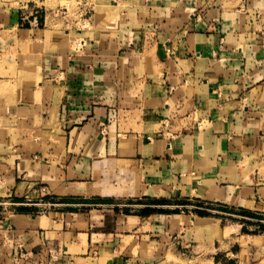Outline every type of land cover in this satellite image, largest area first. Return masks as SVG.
Masks as SVG:
<instances>
[{"label":"crops","instance_id":"1","mask_svg":"<svg viewBox=\"0 0 264 264\" xmlns=\"http://www.w3.org/2000/svg\"><path fill=\"white\" fill-rule=\"evenodd\" d=\"M111 7L85 37L24 28L0 0L17 93L0 102V264H197L227 242L214 214L264 218V0Z\"/></svg>","mask_w":264,"mask_h":264},{"label":"rangeland","instance_id":"2","mask_svg":"<svg viewBox=\"0 0 264 264\" xmlns=\"http://www.w3.org/2000/svg\"><path fill=\"white\" fill-rule=\"evenodd\" d=\"M2 1H6L7 3L11 4L12 9L18 11L20 25H22V27L24 28L30 26H33L35 28H43L45 21H48L49 24H51L50 22H52L51 25H59L58 27H61L66 32L72 34L77 32L75 28L81 27V15L83 16V18H90V28L88 29V31H79H82V33L85 32L83 34V36L85 37H88L93 31V26L91 25L93 16L94 18L100 17L104 13V10L111 9L113 11V13L111 14L114 17L120 10V8L113 9L111 7L113 4V0ZM66 4L69 5L67 15L65 17H62L59 15V9ZM35 11L38 12V14L36 15V23L33 20ZM79 39H82V37H76V39L74 38L72 40V43L70 42L72 44L71 49L73 52L80 50L75 47V44H77L76 40L79 41ZM31 70L34 71L32 67ZM20 79H22L21 76H19V80ZM15 87V85L0 82V102H4L5 98H7V100L12 101H9L10 104H15L17 100H14L12 98L17 94L14 92L16 89ZM8 90H12V92H7ZM6 103H2L1 105H6ZM212 217L216 219L222 218L220 221L221 225L228 232V237L226 238L227 242H225V244L223 242H219L218 245L215 243V248L217 250L212 251V253H214L213 260L197 261V264H228V261H232L234 262V264H264V218L260 222H252L239 218L236 219L228 216H219L216 214H214V216ZM189 264H194V262H190Z\"/></svg>","mask_w":264,"mask_h":264},{"label":"built area","instance_id":"3","mask_svg":"<svg viewBox=\"0 0 264 264\" xmlns=\"http://www.w3.org/2000/svg\"><path fill=\"white\" fill-rule=\"evenodd\" d=\"M79 4V3H78ZM69 5L66 4L65 6L61 7L59 9V15L62 17H65L67 15V11H68ZM38 14L37 11L34 12V17L33 20L36 23V15ZM84 15V14H83ZM80 18H82V22H80L81 27L80 28H75L76 30L80 31V30H88L90 28V18H83V16L81 15ZM85 41L83 39H79L77 45L75 46L78 50L82 49L85 46ZM39 192L41 194L44 195V198L49 197L48 193H47V189L45 187H39ZM53 204L48 201L46 203H42L43 207H51Z\"/></svg>","mask_w":264,"mask_h":264},{"label":"trees","instance_id":"4","mask_svg":"<svg viewBox=\"0 0 264 264\" xmlns=\"http://www.w3.org/2000/svg\"><path fill=\"white\" fill-rule=\"evenodd\" d=\"M146 211H149V212H151V211H154V210H152V209H149V210H146ZM197 213L198 214H204L203 212L201 213V212H199V211H197ZM242 215L243 216H247V217H249V218H254V217H252L253 215L252 214H250V213H242ZM228 264H234V262H232V261H228Z\"/></svg>","mask_w":264,"mask_h":264}]
</instances>
